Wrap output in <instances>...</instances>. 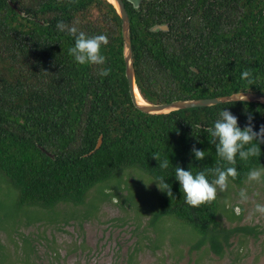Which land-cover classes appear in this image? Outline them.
I'll return each instance as SVG.
<instances>
[{"label":"trees","instance_id":"16d2710c","mask_svg":"<svg viewBox=\"0 0 264 264\" xmlns=\"http://www.w3.org/2000/svg\"><path fill=\"white\" fill-rule=\"evenodd\" d=\"M122 1L135 84L146 102L264 94V0H142L137 9ZM60 21L88 36L106 35L105 64L76 63L68 54L74 38L57 29ZM155 25L167 30L151 32ZM122 48L120 19L104 0H0V178L15 192L18 208H33L47 222L57 213L63 218L57 221L66 223L116 197L130 169L153 182L163 176L173 197L157 189V207L147 223L156 238L161 220L170 219L195 236L191 251L221 257L235 233L255 237V231L221 227L218 196L196 208L187 205L175 167L194 175L205 171L213 179L210 170L228 165L217 156L207 130L227 109L242 130L250 114L258 132L264 104L143 114L128 93ZM101 67L111 69L107 77L98 74ZM245 70L253 74L252 85L241 79ZM193 146L205 151L203 161L195 159ZM260 148L258 158L237 156L238 176L230 183L240 186L251 169L264 166V144ZM156 155L169 160L167 170L159 168ZM59 207L79 210L67 217Z\"/></svg>","mask_w":264,"mask_h":264},{"label":"rangeland","instance_id":"374dc122","mask_svg":"<svg viewBox=\"0 0 264 264\" xmlns=\"http://www.w3.org/2000/svg\"><path fill=\"white\" fill-rule=\"evenodd\" d=\"M130 171L122 176L117 196L99 201L96 210L91 206L89 215L59 207L67 217L78 212L66 223L57 221L63 220L57 213L47 222L33 208H18L15 192L0 178V264H264V215L255 212L257 204L264 205L262 182H228L225 191H218L221 227L251 228L255 237L242 230L235 233L217 257L191 251L195 236L170 219L161 220L156 238L147 223L157 207L158 188L142 172ZM242 189L246 202L240 199ZM91 197L94 202L99 198L97 193Z\"/></svg>","mask_w":264,"mask_h":264},{"label":"clouds","instance_id":"9594fccd","mask_svg":"<svg viewBox=\"0 0 264 264\" xmlns=\"http://www.w3.org/2000/svg\"><path fill=\"white\" fill-rule=\"evenodd\" d=\"M56 27L60 32H65L74 38V46L68 49V54L76 63L81 66H102L105 64L106 58L102 54V48L109 43L106 35L88 36L84 31L78 30L76 26L63 21L58 22ZM110 72V68L101 67L98 74L107 77ZM241 79L247 81L249 85L254 83L250 70L243 71ZM243 93L234 94L230 98V102H246L248 97ZM252 120L253 117L249 114L247 124L242 130L238 126V118L229 110L224 109L219 113V118L214 122V126L207 130L211 136L209 142L215 146L217 156L228 165L227 167L217 166L210 170L213 179L209 180L208 173L205 171H199L194 175L191 170H184L180 166L175 167V179L179 182L187 205L196 208L215 201L218 191L223 192L227 189L229 178L234 180L238 176L237 168L234 166L237 156L242 161L260 157V145L264 144V125H261L257 132L254 130ZM191 152L197 161L205 159V151L193 146ZM152 158L159 161L160 169L167 170L169 168L168 159L161 161L159 155ZM246 182H264V166L251 169L247 173ZM154 183L158 190L166 193L170 198L173 197L171 185L166 182L163 176L157 177ZM239 195L242 202L248 200L245 190L242 189ZM255 212L264 215V205L257 204Z\"/></svg>","mask_w":264,"mask_h":264},{"label":"water","instance_id":"95a60500","mask_svg":"<svg viewBox=\"0 0 264 264\" xmlns=\"http://www.w3.org/2000/svg\"><path fill=\"white\" fill-rule=\"evenodd\" d=\"M104 1H106L108 4L112 6L116 15L120 19L121 36L123 42L122 54L124 61V76L127 81L128 93L131 102L139 112L153 116L165 115L179 110L212 107L219 104L231 103L230 98L236 93L222 97L195 99V100H178L163 104H150L146 102L139 94V91L135 84L130 37H129V21L123 1L122 0H104ZM125 1L129 3L133 9H137L142 0H125ZM166 30H167L166 25H155L152 28H150L151 32L166 31ZM135 92L141 99L142 101L141 103L137 102L135 97ZM239 93H243V92H239ZM243 94L248 97L247 101L244 103L264 104V94L253 93V92H244ZM100 144H101V139L99 138L94 149L97 150Z\"/></svg>","mask_w":264,"mask_h":264},{"label":"bare ground","instance_id":"6f19581e","mask_svg":"<svg viewBox=\"0 0 264 264\" xmlns=\"http://www.w3.org/2000/svg\"><path fill=\"white\" fill-rule=\"evenodd\" d=\"M135 97H136V100H137L138 103H141L142 102L136 92H135Z\"/></svg>","mask_w":264,"mask_h":264},{"label":"flooded vegetation","instance_id":"af4514ba","mask_svg":"<svg viewBox=\"0 0 264 264\" xmlns=\"http://www.w3.org/2000/svg\"><path fill=\"white\" fill-rule=\"evenodd\" d=\"M142 2V1H141ZM141 4V3H140Z\"/></svg>","mask_w":264,"mask_h":264}]
</instances>
